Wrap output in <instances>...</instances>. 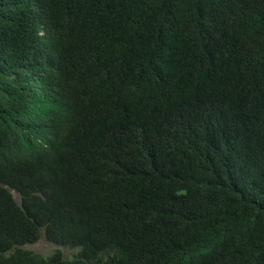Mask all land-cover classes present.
Instances as JSON below:
<instances>
[{
    "label": "trees",
    "instance_id": "16d2710c",
    "mask_svg": "<svg viewBox=\"0 0 264 264\" xmlns=\"http://www.w3.org/2000/svg\"><path fill=\"white\" fill-rule=\"evenodd\" d=\"M0 264H264V0H0Z\"/></svg>",
    "mask_w": 264,
    "mask_h": 264
},
{
    "label": "rangeland",
    "instance_id": "374dc122",
    "mask_svg": "<svg viewBox=\"0 0 264 264\" xmlns=\"http://www.w3.org/2000/svg\"><path fill=\"white\" fill-rule=\"evenodd\" d=\"M14 196L16 198V200L19 202V195L17 193H14ZM25 248L33 250L34 252L47 257L51 254H53L54 252H56L57 250H60L64 256V258L66 259H70L73 258L74 256H76L78 254V252L80 251V247H75V248H70V247H66V246H61L52 242H49L44 234L42 235V237L35 243H30L27 244L25 246Z\"/></svg>",
    "mask_w": 264,
    "mask_h": 264
}]
</instances>
